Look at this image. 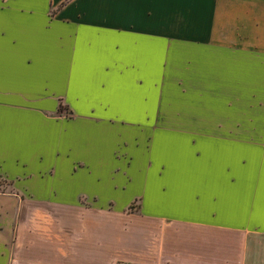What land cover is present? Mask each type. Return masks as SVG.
Instances as JSON below:
<instances>
[{
	"label": "crops",
	"instance_id": "obj_1",
	"mask_svg": "<svg viewBox=\"0 0 264 264\" xmlns=\"http://www.w3.org/2000/svg\"><path fill=\"white\" fill-rule=\"evenodd\" d=\"M1 186L0 264H264V0H0Z\"/></svg>",
	"mask_w": 264,
	"mask_h": 264
},
{
	"label": "rangeland",
	"instance_id": "obj_2",
	"mask_svg": "<svg viewBox=\"0 0 264 264\" xmlns=\"http://www.w3.org/2000/svg\"><path fill=\"white\" fill-rule=\"evenodd\" d=\"M3 186H1L0 188H2ZM229 240H230V242L231 241H235L236 240V234H232V233H230V235H229ZM260 241H262V242H264V238L263 239H260ZM250 256L251 257H256L257 255H259V256H264V248H261V250H250ZM229 255H230V257H232V256H235L236 255V253H235V250H232V249H230L229 250Z\"/></svg>",
	"mask_w": 264,
	"mask_h": 264
},
{
	"label": "built area",
	"instance_id": "obj_3",
	"mask_svg": "<svg viewBox=\"0 0 264 264\" xmlns=\"http://www.w3.org/2000/svg\"><path fill=\"white\" fill-rule=\"evenodd\" d=\"M117 264H141L136 261H128V262H118Z\"/></svg>",
	"mask_w": 264,
	"mask_h": 264
}]
</instances>
